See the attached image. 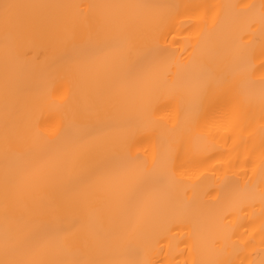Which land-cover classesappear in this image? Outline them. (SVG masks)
I'll return each mask as SVG.
<instances>
[{
	"label": "snow or ice",
	"instance_id": "1",
	"mask_svg": "<svg viewBox=\"0 0 264 264\" xmlns=\"http://www.w3.org/2000/svg\"><path fill=\"white\" fill-rule=\"evenodd\" d=\"M188 10L195 31L178 56L169 37ZM239 16L259 35L249 31L236 46ZM0 36V264H156L146 240L161 217L184 225L190 264H238L251 243L238 231L240 214L257 196L264 219V76L252 71L256 39L264 56V0H0ZM37 45L42 60L29 57ZM46 108L57 110L55 126ZM257 115L259 192L242 172L226 174L217 197H197L184 178L190 158L236 152ZM145 133L155 141L150 154L138 147ZM225 166H235L230 155Z\"/></svg>",
	"mask_w": 264,
	"mask_h": 264
},
{
	"label": "bare ground",
	"instance_id": "2",
	"mask_svg": "<svg viewBox=\"0 0 264 264\" xmlns=\"http://www.w3.org/2000/svg\"><path fill=\"white\" fill-rule=\"evenodd\" d=\"M21 3H120V2H136V3H153V4H180V5H196V4H256L259 0H19ZM181 11H184L183 9ZM192 17L191 10L185 12L184 15L176 17V31L173 36L169 37V41L172 43V47L176 50V54L179 56L181 52L187 47L188 41L193 37L194 29L190 27L189 20ZM183 22V23H182ZM249 31L256 32L259 35V25H254L251 29L247 27V21L244 16L237 17L235 24L230 30V42L233 45L241 46L247 44L251 39L246 33ZM194 43V39L192 40ZM2 36H0V49H2ZM29 57L36 58L38 60L43 59L41 48L32 46L29 52ZM264 62V56L260 52V41L256 39L252 48V71L255 79H260L264 76V67L261 66ZM2 79H3V67L2 56H0V117L3 114V91H2ZM45 116L50 119V123L55 126L59 123V116L55 108L45 109ZM168 111L162 109L158 113L164 123H167ZM260 124L259 116L257 115L256 121L249 131L252 135L249 137L248 133H245L246 142L237 149L236 152H230L227 155L221 157L216 156L214 159L207 160L204 163H200L195 157L190 158V162L187 165V174L184 177L189 181V187L196 185L195 194L199 198L211 199L219 195L218 189L220 183L224 180L225 175L232 176L247 172V177H242L243 180L251 178V184L256 187L257 193L260 187V174H259V152L261 148V137L258 131ZM226 135L221 133V136ZM219 144L230 149L232 141L229 140L227 144H224L223 139L217 138ZM155 141L148 133L143 134L140 137V144L138 147L143 150H147L150 154L154 150ZM3 153V125L2 119H0V160H2ZM229 155L235 166L223 168L220 167V163L228 160ZM251 161V162H250ZM2 166V165H0ZM255 169V172L253 171ZM189 178H191L189 180ZM192 191H189V195H192ZM247 216V220H242L240 223L243 227H239L238 231L243 233L247 229L248 235L244 237L245 240L251 241L246 247L239 252L235 257L238 261H243V264H260V261L264 259V233H261L260 228L264 219L261 217V206L259 204L258 196L255 204L246 209V213L240 215ZM236 219V217H233ZM170 229V230H169ZM186 229L179 221L169 222L166 218L161 217L158 221L154 232L146 240V246L151 249V254L156 264H190L191 256L185 250V245L181 241L185 239Z\"/></svg>",
	"mask_w": 264,
	"mask_h": 264
}]
</instances>
